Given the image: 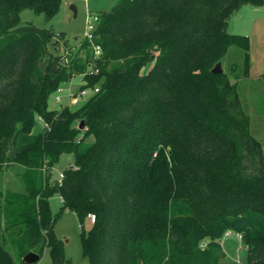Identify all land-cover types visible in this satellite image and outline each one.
I'll return each mask as SVG.
<instances>
[{"label":"trees","instance_id":"trees-1","mask_svg":"<svg viewBox=\"0 0 264 264\" xmlns=\"http://www.w3.org/2000/svg\"><path fill=\"white\" fill-rule=\"evenodd\" d=\"M61 3L0 0V264L47 247L52 264H70L54 231L67 210L89 264H224L229 231L246 264H264V142L240 92L251 44L229 32L242 6L264 0H120L98 13L92 38L21 21L25 9L49 21ZM232 46L242 64L213 73ZM75 75L98 91L50 109ZM63 154L74 163L51 180ZM15 166L27 180L19 198L2 183Z\"/></svg>","mask_w":264,"mask_h":264},{"label":"rangeland","instance_id":"rangeland-1","mask_svg":"<svg viewBox=\"0 0 264 264\" xmlns=\"http://www.w3.org/2000/svg\"><path fill=\"white\" fill-rule=\"evenodd\" d=\"M120 0H62L57 14L47 21L43 14H37L31 9L21 12L22 23H31L41 28H52L53 30L65 31L69 36H83L94 25L88 23L89 14H98L111 9ZM75 5L76 16L70 6ZM229 32L243 34L250 39V72L249 77H245L240 82V92L244 100L251 101L250 113L252 115V129L255 136L264 142V84L262 74H264V6L244 5L234 14L230 20ZM63 50V49H62ZM158 57H155L143 67V71H148L154 66ZM243 54L239 47L232 46L223 58V68L229 71L233 64H242ZM83 85L82 75H75L71 81L60 86V90L52 94L48 101L50 109H60L69 105L70 108L80 107L92 94L88 90L87 94H81ZM70 94L77 100L71 99ZM56 95L61 100L57 101ZM44 123L37 119L34 132L42 131ZM72 156L63 154L58 163L52 168V179H57L64 168L73 164ZM24 168L15 166L6 171L2 176L4 189L12 198H19L26 194L27 180L23 177ZM51 208L57 212L61 208V197L55 193L50 198ZM92 222L89 217L85 223L88 229ZM54 231L58 238L63 241L65 256L70 264H89V260L83 256L82 249V228L77 214L74 211H64L57 220ZM222 244L225 250V257L221 260L224 264H246L247 247L239 234L230 231L222 237ZM12 253L15 254L14 249ZM33 264H52L50 249L45 248L44 254L39 261Z\"/></svg>","mask_w":264,"mask_h":264},{"label":"built area","instance_id":"built-area-1","mask_svg":"<svg viewBox=\"0 0 264 264\" xmlns=\"http://www.w3.org/2000/svg\"><path fill=\"white\" fill-rule=\"evenodd\" d=\"M98 19H99V15L98 14H89V16H88V23L90 24V25H96V23H97V21H98ZM94 28V27H93ZM93 28L91 29V30H88L87 32H86V34L89 36V38H92V30H93ZM95 53H96V56H100L101 55V53H102V51H101V48L99 47V46H96L95 47ZM60 90V88L57 90V91H59ZM96 91H98V88H95L94 90H92V92H96ZM87 92H88V89H82L81 90V94H83V95H85V94H87ZM70 96H71V99L73 100L74 99V101H76L77 100V95L74 97L72 94H70ZM56 99H57V101H60L61 100V98H60V96L59 95H56ZM63 173L61 172V174H60V177H63ZM88 217H89V219H90V221L93 223L94 221H95V214H93V213H90L89 215H88ZM230 232V231H229ZM229 232H227V233H229ZM239 237L241 238V235H239Z\"/></svg>","mask_w":264,"mask_h":264},{"label":"water","instance_id":"water-1","mask_svg":"<svg viewBox=\"0 0 264 264\" xmlns=\"http://www.w3.org/2000/svg\"><path fill=\"white\" fill-rule=\"evenodd\" d=\"M70 8L73 11L74 15L76 16V12H77L76 6L75 5H71ZM211 71L213 73H216V74L223 73L224 72L223 60H219L213 66ZM84 124H85V120L84 119L80 120L79 128H83ZM39 259H40V255L38 253H36L34 251H30L24 256L23 262L26 263V264H33V263H36L37 261H39Z\"/></svg>","mask_w":264,"mask_h":264},{"label":"crops","instance_id":"crops-1","mask_svg":"<svg viewBox=\"0 0 264 264\" xmlns=\"http://www.w3.org/2000/svg\"><path fill=\"white\" fill-rule=\"evenodd\" d=\"M5 191L7 192V190L5 189Z\"/></svg>","mask_w":264,"mask_h":264}]
</instances>
